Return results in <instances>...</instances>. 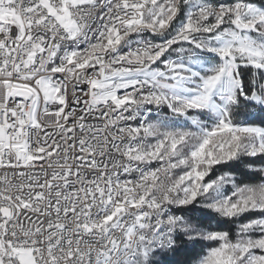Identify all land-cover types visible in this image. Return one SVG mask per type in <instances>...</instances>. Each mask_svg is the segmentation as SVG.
I'll return each instance as SVG.
<instances>
[{"label":"snow or ice","instance_id":"snow-or-ice-1","mask_svg":"<svg viewBox=\"0 0 264 264\" xmlns=\"http://www.w3.org/2000/svg\"><path fill=\"white\" fill-rule=\"evenodd\" d=\"M0 264H264V0H0Z\"/></svg>","mask_w":264,"mask_h":264}]
</instances>
